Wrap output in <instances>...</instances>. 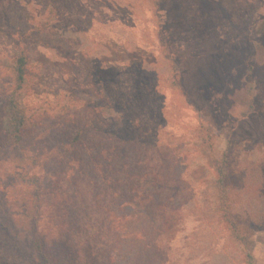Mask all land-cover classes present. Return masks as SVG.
Here are the masks:
<instances>
[{"label": "rangeland", "instance_id": "obj_1", "mask_svg": "<svg viewBox=\"0 0 264 264\" xmlns=\"http://www.w3.org/2000/svg\"><path fill=\"white\" fill-rule=\"evenodd\" d=\"M12 97L29 116L26 154L42 158L28 163L0 131V238L15 239L25 171L57 200L75 190L81 157L64 167L53 157L83 128L88 147L119 148L135 199L122 213L66 202L67 219H53L70 223L66 239L48 240L59 264H85L88 243L95 264H264V0H0V129ZM224 203L240 235L256 221L247 238ZM49 208L40 227L54 238L63 224ZM11 245L0 264H23Z\"/></svg>", "mask_w": 264, "mask_h": 264}, {"label": "trees", "instance_id": "obj_2", "mask_svg": "<svg viewBox=\"0 0 264 264\" xmlns=\"http://www.w3.org/2000/svg\"><path fill=\"white\" fill-rule=\"evenodd\" d=\"M26 65L27 61L25 56L17 58L15 70L18 87H20L25 81ZM7 108L6 119L8 118V121L6 123L3 122L4 125H2L0 129L1 134L3 135H0L2 136V144H7L9 145V148H14L18 156L26 158L28 163L31 162L33 165H39L38 161L42 158L41 154L38 151H32L31 153L26 154L25 148L23 147L25 145V139L29 135V116H27L25 109L21 107L13 97L10 98ZM72 130H74V137L70 141L69 145L62 149L64 152L59 151L58 156H52L55 160H57L58 166L60 167H64L68 163L72 166L73 160L75 159L74 156H79L78 158L81 157V161H79L82 163L81 170H74L69 177L68 182L74 185L73 188H75L72 193H67L70 197L67 196L66 198L64 195L59 196L58 200L54 198V187L51 188L50 183H44L45 178L43 175L32 174L27 177L26 175L28 171H25V175H22L20 178L22 180V184L25 183L29 186V191L24 197L19 199L17 203L19 207H17L18 209H15L18 212L16 215L21 218L18 223H15L12 227L14 229V235L16 234L15 239L8 236L1 237L0 248H2L3 243L16 246L15 249H19L20 251L18 261H22L23 264H59L57 258L51 254L49 244L51 243L54 245L56 242L62 243L66 239L64 232L70 223H64V221L56 222L53 220L57 218L67 219L66 214L61 215L62 211L69 209L66 202L73 203V206H75V204L78 205L80 202L85 204L78 205L79 207L77 209H80V212H88L89 210L93 211L95 208L94 206H96L98 208H109L108 213H112L116 212L112 207L117 206V208L120 209V213H122L125 211L126 206H128V203L130 202L129 200L135 199V197L130 195L132 192V186H127L128 182L130 183L132 176L133 178L135 176L130 173V164L126 161L121 163L118 159L119 152L117 150H119V148L114 146L107 148L104 142L91 144V146L88 147L87 143L82 142L81 138V132L84 129L78 128L76 130L73 128ZM99 130L102 132L104 131L103 129ZM59 144L60 146L66 145L65 142ZM104 150L111 151L112 153H110L107 157H102ZM89 154H91V156ZM44 161L41 160V165H44ZM228 167H230V157H226L225 162H222L218 167V171L221 173L220 178L227 177L229 175L230 171H228ZM121 170L125 171V177H121L119 175ZM63 173L66 174L64 170L62 171V174ZM62 174H60L57 178L62 180ZM15 176H17V174L13 177ZM3 182L6 184L4 180ZM85 182L89 185H93V187H97L99 192L90 197V192L84 190L83 185ZM62 184H65V182ZM108 189L111 190V193H107ZM70 194L73 195L71 196ZM129 195L132 198L129 197ZM108 197H110V199H108ZM106 199L109 200L107 203L105 202ZM45 204H49L50 207L49 217L53 220L52 226L58 225V223L63 224L56 231V236L54 238H49V232L43 234L40 227V218ZM223 206L225 212L224 217L231 224V227H233L236 237H244L243 239L247 238L253 232L252 229L256 226V221L251 220L249 222V220H247V225L245 224V227H242V236L239 234L238 226H236L239 224H237V221H235L229 214V205L224 203ZM19 226L20 230H18ZM49 239L50 243L48 242ZM81 250L88 256L85 264H95V261L90 259V255L93 253V247L91 244L88 243L84 245Z\"/></svg>", "mask_w": 264, "mask_h": 264}]
</instances>
